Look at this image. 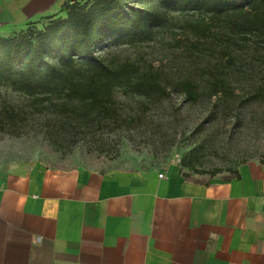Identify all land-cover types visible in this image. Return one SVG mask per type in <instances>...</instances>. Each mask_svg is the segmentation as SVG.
Wrapping results in <instances>:
<instances>
[{"label":"rangeland","instance_id":"obj_1","mask_svg":"<svg viewBox=\"0 0 264 264\" xmlns=\"http://www.w3.org/2000/svg\"><path fill=\"white\" fill-rule=\"evenodd\" d=\"M95 1L73 4L88 8ZM129 4L150 5L147 0ZM201 18L172 11L147 40L105 38L93 45L104 62H134L156 72L167 88L156 97L116 87L112 116L85 114L73 102L35 101L0 86V172L111 163L157 168L173 162L190 174L226 178L242 162L264 160V44L252 38L227 46L215 20L210 33L200 36ZM46 22L32 26L42 29ZM27 25L0 35L13 36ZM184 79L196 84V99L184 96Z\"/></svg>","mask_w":264,"mask_h":264},{"label":"crops","instance_id":"obj_2","mask_svg":"<svg viewBox=\"0 0 264 264\" xmlns=\"http://www.w3.org/2000/svg\"><path fill=\"white\" fill-rule=\"evenodd\" d=\"M71 1L0 0V34ZM0 264H264V160L0 172Z\"/></svg>","mask_w":264,"mask_h":264},{"label":"trees","instance_id":"obj_3","mask_svg":"<svg viewBox=\"0 0 264 264\" xmlns=\"http://www.w3.org/2000/svg\"><path fill=\"white\" fill-rule=\"evenodd\" d=\"M147 1L150 5L143 7L129 0H96L86 8L73 0L61 6V14L39 19H47L42 29L32 26L36 20L13 36L0 35V86L35 101L73 102L85 114L112 116L109 105L116 87L156 97L167 88L156 72L141 70L134 62L113 64L96 56L92 47L105 38L144 41L168 22L170 12L186 11L202 17L196 29L200 36L210 33L215 20L227 46L252 38L264 44V0ZM180 86L188 100L196 99L195 83L184 79Z\"/></svg>","mask_w":264,"mask_h":264},{"label":"built area","instance_id":"obj_4","mask_svg":"<svg viewBox=\"0 0 264 264\" xmlns=\"http://www.w3.org/2000/svg\"><path fill=\"white\" fill-rule=\"evenodd\" d=\"M177 161H179V158L177 159ZM172 163H173V162H172ZM159 176H162V173H160Z\"/></svg>","mask_w":264,"mask_h":264}]
</instances>
